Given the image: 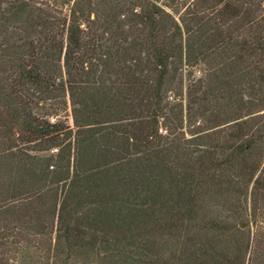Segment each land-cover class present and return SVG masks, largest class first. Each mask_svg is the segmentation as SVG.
Wrapping results in <instances>:
<instances>
[{"label":"trees","instance_id":"1","mask_svg":"<svg viewBox=\"0 0 264 264\" xmlns=\"http://www.w3.org/2000/svg\"><path fill=\"white\" fill-rule=\"evenodd\" d=\"M263 111L264 0H0V264H264Z\"/></svg>","mask_w":264,"mask_h":264},{"label":"rangeland","instance_id":"2","mask_svg":"<svg viewBox=\"0 0 264 264\" xmlns=\"http://www.w3.org/2000/svg\"><path fill=\"white\" fill-rule=\"evenodd\" d=\"M179 71H180L179 74L182 76L184 84H188L192 80H197L204 75L203 67H198L196 69L190 70L186 66H184L180 68ZM168 96L170 97L173 96L172 92H170ZM260 113H264V111ZM260 113H257V114H260ZM68 114L69 113L67 112L63 113V117H67ZM69 122L71 123V119Z\"/></svg>","mask_w":264,"mask_h":264}]
</instances>
